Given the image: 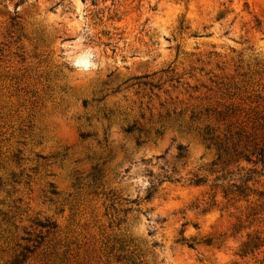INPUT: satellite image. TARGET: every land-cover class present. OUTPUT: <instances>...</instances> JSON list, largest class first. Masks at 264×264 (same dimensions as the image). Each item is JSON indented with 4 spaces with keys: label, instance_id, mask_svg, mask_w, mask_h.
Masks as SVG:
<instances>
[{
    "label": "rangeland",
    "instance_id": "374dc122",
    "mask_svg": "<svg viewBox=\"0 0 264 264\" xmlns=\"http://www.w3.org/2000/svg\"><path fill=\"white\" fill-rule=\"evenodd\" d=\"M0 264H264V0H0Z\"/></svg>",
    "mask_w": 264,
    "mask_h": 264
},
{
    "label": "trees",
    "instance_id": "16d2710c",
    "mask_svg": "<svg viewBox=\"0 0 264 264\" xmlns=\"http://www.w3.org/2000/svg\"><path fill=\"white\" fill-rule=\"evenodd\" d=\"M131 129H132V126H128L127 128H126V131H131ZM208 133V132H207ZM178 149H179V156L181 157V156H184V152H183V147L182 146H179L178 147ZM226 193V192H225Z\"/></svg>",
    "mask_w": 264,
    "mask_h": 264
}]
</instances>
